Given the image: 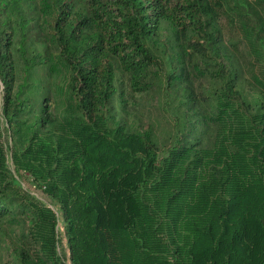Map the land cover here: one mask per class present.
Segmentation results:
<instances>
[{"label": "trees", "instance_id": "1", "mask_svg": "<svg viewBox=\"0 0 264 264\" xmlns=\"http://www.w3.org/2000/svg\"><path fill=\"white\" fill-rule=\"evenodd\" d=\"M0 191V264H264V0H0Z\"/></svg>", "mask_w": 264, "mask_h": 264}, {"label": "rangeland", "instance_id": "2", "mask_svg": "<svg viewBox=\"0 0 264 264\" xmlns=\"http://www.w3.org/2000/svg\"><path fill=\"white\" fill-rule=\"evenodd\" d=\"M223 27L224 31L228 32V36L232 35L233 32H242L239 23L235 24L234 22H231L229 19L226 17L223 19ZM25 186H30L29 183H26ZM0 196H3L2 192L0 191ZM40 196V195H39ZM43 198L42 196H40ZM18 211V210H17ZM18 227V226H17ZM0 254H2V262L4 263L7 260H10V256L7 255V248L4 246V248L1 250L0 249ZM12 263V262H11ZM13 264V263H12Z\"/></svg>", "mask_w": 264, "mask_h": 264}]
</instances>
